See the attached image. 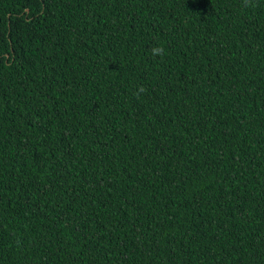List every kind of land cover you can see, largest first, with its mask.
I'll return each mask as SVG.
<instances>
[{"label": "trees", "instance_id": "16d2710c", "mask_svg": "<svg viewBox=\"0 0 264 264\" xmlns=\"http://www.w3.org/2000/svg\"><path fill=\"white\" fill-rule=\"evenodd\" d=\"M0 264H264V0H0Z\"/></svg>", "mask_w": 264, "mask_h": 264}, {"label": "clouds", "instance_id": "9594fccd", "mask_svg": "<svg viewBox=\"0 0 264 264\" xmlns=\"http://www.w3.org/2000/svg\"><path fill=\"white\" fill-rule=\"evenodd\" d=\"M250 3H251V0H245V4H246V5H248V4H250ZM163 52H164V49L161 48V47H154V48L152 49V54H153L154 56L162 55ZM140 91H143V89L141 88Z\"/></svg>", "mask_w": 264, "mask_h": 264}]
</instances>
